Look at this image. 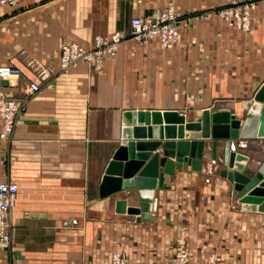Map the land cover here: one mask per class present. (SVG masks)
<instances>
[{"label": "crops", "instance_id": "obj_1", "mask_svg": "<svg viewBox=\"0 0 264 264\" xmlns=\"http://www.w3.org/2000/svg\"><path fill=\"white\" fill-rule=\"evenodd\" d=\"M226 2L18 0L0 8V64L20 74L7 85L0 79L6 92L25 94L37 76L30 60L53 68L28 96L11 139L0 140V182L17 184L11 239L0 246V264H110L114 250L126 264H174L181 233L186 264H207L210 256L215 264H264V211L243 205L220 174L223 139L213 160L211 137H200L201 170L175 166L168 184L154 190L152 218L115 212V198L139 203L135 188L99 196L104 169L123 141L124 110H176L186 120L203 109H234L237 116L247 111L242 101L264 81V0H256L251 31L214 14ZM167 3L177 13L178 38L167 47L157 37L139 44L130 35L131 17L152 15ZM115 30L124 38L99 69L81 62L60 71L61 43L88 47L95 34ZM166 120L161 116V125H178ZM234 142L256 170L264 157L261 141ZM162 149L152 151L161 156Z\"/></svg>", "mask_w": 264, "mask_h": 264}, {"label": "water", "instance_id": "obj_2", "mask_svg": "<svg viewBox=\"0 0 264 264\" xmlns=\"http://www.w3.org/2000/svg\"><path fill=\"white\" fill-rule=\"evenodd\" d=\"M7 85V79H1ZM244 114L236 115L234 109H203L192 120H186L176 110H132L122 113L121 141L109 159L101 181L99 196L115 195L124 188H135L138 204H127L126 197L115 198L117 213L136 215L140 220L152 218L154 213V190L168 184L174 167H187L200 171L203 159L204 140L211 137V158H216L218 139H223L224 168L220 174L232 185V193L243 205L254 204L264 211V157L256 170L245 162L247 156L235 148V139L258 138L264 152V81L255 90L252 98L243 100ZM161 116L178 125H161ZM151 120V121H150ZM144 137H177V140H148ZM185 137V139H183ZM162 146V155L155 150ZM174 157L175 160L171 158ZM158 165L162 166L159 171Z\"/></svg>", "mask_w": 264, "mask_h": 264}, {"label": "built area", "instance_id": "obj_3", "mask_svg": "<svg viewBox=\"0 0 264 264\" xmlns=\"http://www.w3.org/2000/svg\"><path fill=\"white\" fill-rule=\"evenodd\" d=\"M18 0H0V8L14 5ZM140 1V0H138ZM256 0H227L217 8L212 9L214 14L224 19L229 26L251 31L253 29L252 12ZM203 16H207L204 13ZM177 13L174 5L164 4L156 8L152 15L135 14L130 19V35L139 43L145 44L151 38L157 37L163 47H167L179 36ZM124 38L120 30H115L104 36L95 34L90 46L86 47L75 41L61 43L58 54L60 71L67 72L81 62H86L94 69H99L107 57L117 53L119 45ZM29 64L37 71L35 79L26 85V92L20 96L9 95L5 87L0 84V140L11 139L17 115L24 110L28 96L40 89V81L49 77L53 68L39 62L30 60ZM19 71L11 65L0 64V79L8 81L19 78ZM17 184L13 181L0 182V246L8 245L11 239V223L9 212L16 200ZM177 253L174 264H186L187 249L184 234L181 233L176 243ZM110 264H126L124 254L114 250L110 255ZM207 264H215L213 257L208 258Z\"/></svg>", "mask_w": 264, "mask_h": 264}]
</instances>
